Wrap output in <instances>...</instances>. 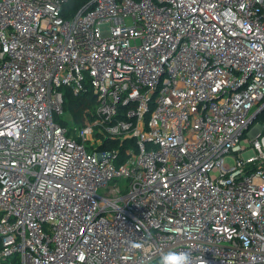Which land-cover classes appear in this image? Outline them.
Wrapping results in <instances>:
<instances>
[{"label": "built area", "instance_id": "obj_1", "mask_svg": "<svg viewBox=\"0 0 264 264\" xmlns=\"http://www.w3.org/2000/svg\"><path fill=\"white\" fill-rule=\"evenodd\" d=\"M68 1L0 0V264H264V0Z\"/></svg>", "mask_w": 264, "mask_h": 264}, {"label": "trees", "instance_id": "obj_2", "mask_svg": "<svg viewBox=\"0 0 264 264\" xmlns=\"http://www.w3.org/2000/svg\"><path fill=\"white\" fill-rule=\"evenodd\" d=\"M90 0H69L64 9L76 12ZM98 101L92 89L75 94L71 89L64 88V115L56 116L55 120L69 128L68 134H74V127H79L95 116Z\"/></svg>", "mask_w": 264, "mask_h": 264}, {"label": "clouds", "instance_id": "obj_3", "mask_svg": "<svg viewBox=\"0 0 264 264\" xmlns=\"http://www.w3.org/2000/svg\"><path fill=\"white\" fill-rule=\"evenodd\" d=\"M133 247L141 248L142 245L134 244ZM187 261H188V257L186 254L169 253L163 258L162 264H181V262H187Z\"/></svg>", "mask_w": 264, "mask_h": 264}, {"label": "rangeland", "instance_id": "obj_4", "mask_svg": "<svg viewBox=\"0 0 264 264\" xmlns=\"http://www.w3.org/2000/svg\"><path fill=\"white\" fill-rule=\"evenodd\" d=\"M102 28H103V29L106 28V25L103 24V25H102ZM253 153H254V151H252V150H247V151L244 152V156H245V157H248V156L252 155ZM226 159L229 160V159H230V156H227Z\"/></svg>", "mask_w": 264, "mask_h": 264}]
</instances>
